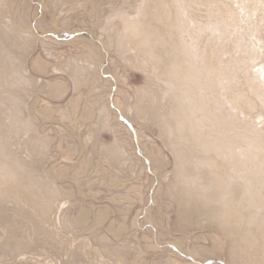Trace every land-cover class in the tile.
I'll list each match as a JSON object with an SVG mask.
<instances>
[{
	"label": "rangeland",
	"instance_id": "rangeland-1",
	"mask_svg": "<svg viewBox=\"0 0 264 264\" xmlns=\"http://www.w3.org/2000/svg\"><path fill=\"white\" fill-rule=\"evenodd\" d=\"M0 264H264V0H0Z\"/></svg>",
	"mask_w": 264,
	"mask_h": 264
},
{
	"label": "crops",
	"instance_id": "crops-1",
	"mask_svg": "<svg viewBox=\"0 0 264 264\" xmlns=\"http://www.w3.org/2000/svg\"><path fill=\"white\" fill-rule=\"evenodd\" d=\"M35 61H36V59H35ZM102 209L106 210L105 208H102ZM97 212H96V214L98 215ZM96 214H93V212L91 210L82 209V210H80L79 215L75 219L78 223H82L85 220H87V218L92 217V216H96Z\"/></svg>",
	"mask_w": 264,
	"mask_h": 264
},
{
	"label": "bare ground",
	"instance_id": "bare-ground-1",
	"mask_svg": "<svg viewBox=\"0 0 264 264\" xmlns=\"http://www.w3.org/2000/svg\"><path fill=\"white\" fill-rule=\"evenodd\" d=\"M179 4H181V2H179ZM180 10H181V9H180ZM180 10H179V11H180ZM183 10H184V9H183ZM185 14H186V13H185ZM181 17H182V16H181ZM185 17H186V16H185ZM133 25H134V24H133ZM133 25H132V27H133ZM134 26H135V25H134ZM129 27H130V26H129ZM136 27H137V25H136ZM130 29H131V28H130ZM132 29H133L134 32H136V34H137V35L135 34L136 37L139 38L138 35L142 36V35H141V32L139 31V28H138V27H137V28L133 27ZM132 29H131V31H132ZM135 29H136L137 31H135ZM133 31H132V33H133ZM133 34H134V33H133ZM155 41H156V40H155ZM141 44H142V43H141ZM142 45H143V44H142ZM144 47H145V46H144ZM191 55H192V54H191ZM195 55H196V54H195ZM178 58H179V57H178ZM195 58H196V56H195ZM197 58H198V57H197ZM196 62H197V60H196ZM184 63H185V62H184ZM193 63H194V61H193ZM185 64H186V63H185ZM37 69H38V68H37ZM178 73H180V72H178ZM187 82H188V79H187ZM197 83H198V82H197ZM201 86H203V85H201ZM205 86H206V85H205ZM209 87H210V86H209ZM214 91H215V90H214ZM192 93H193V92H192ZM192 93H191V94H192ZM224 93H226V92H224ZM224 98H225V97H224ZM230 105H231V104H230ZM227 133H228L227 130H224V134H227ZM154 166H155V165H154ZM232 183H233V182H232ZM227 186H229V187H231V188H232V187H235V186H233V185L230 184V183H229V185H227Z\"/></svg>",
	"mask_w": 264,
	"mask_h": 264
}]
</instances>
